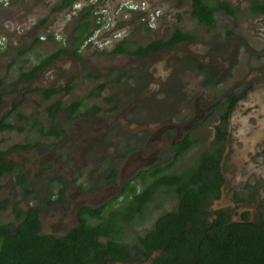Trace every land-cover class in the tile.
<instances>
[{
	"label": "rangeland",
	"instance_id": "1",
	"mask_svg": "<svg viewBox=\"0 0 264 264\" xmlns=\"http://www.w3.org/2000/svg\"><path fill=\"white\" fill-rule=\"evenodd\" d=\"M156 1L163 15L158 29L146 31L137 23L128 24V16L131 14L122 19L120 15L112 16L114 11H110V25L116 24L114 33H122L121 37H127L132 43L146 45L166 37L174 28H180L194 36L192 41L142 60L127 54H110L117 42L115 39L103 47L93 44L80 48L77 53L79 59H75L78 56L74 54H65L50 67L49 74H44L46 80H50V85L61 88L68 80L69 92L61 90L50 100H44L38 92L29 94L32 89L39 87L37 82L23 90L21 97L14 99L11 108L19 105V110L24 114L40 120L46 105L60 101L65 107L80 99L87 108L99 111L97 117L105 118L110 115L108 112L113 106L121 108L141 97L122 118L129 120L138 116L142 118L140 121L144 118L152 121L162 118L164 121L167 119L180 123L191 117L188 112L193 102L196 101L198 110L220 102L221 104L216 105V110L203 114L202 124L197 129L194 126L191 130L192 136L197 137L201 145L190 149L173 162L170 161L172 171L179 172L211 145L214 128L220 124L218 121L224 110L222 102L225 95L244 92V98L237 103L225 126L228 140L222 160L223 192L210 210L226 209L233 222L240 220L241 212H248L249 221L256 222L260 218V206L264 204V18L245 14L248 0H222L231 5L236 17L217 13L214 28L207 30L198 26L190 17L189 0ZM57 2L58 0H4L0 3V6L7 7L0 12V17L8 18V22H0V40L4 41L0 48V78L6 69V77L0 80L4 83L2 89L7 90L4 97L6 105V99H13L10 98L13 93L9 91L8 84H12L18 73L17 63H22L21 69L28 71L42 57L65 46V35L76 21L75 12H52ZM87 3L88 0L80 2L76 10ZM113 5L109 7L110 10H113ZM33 30L31 38L28 37ZM39 36L43 40L35 43ZM99 48H103V54L99 52ZM102 83L105 86L98 97H87ZM145 88L147 91H144ZM15 122L17 123L16 119L13 123ZM142 126L136 123L132 128ZM1 138L6 141L5 146L20 140V136L15 133L4 134ZM110 139L114 140V136L107 133L105 155L102 156L101 164L106 165L107 155L114 152L118 155L119 165L123 166L127 150H140L133 148L129 142L125 145L122 141L116 147ZM164 155L163 153L162 157ZM79 175L86 182H96V188H99L104 177L101 172H94L93 167ZM2 184L4 183L0 181V186ZM120 190V185L116 186L108 199L117 197ZM107 200L103 206L104 216L120 207L122 201L126 202L120 198L106 206L109 203ZM175 204V196L157 195L141 217L120 224L122 241L138 246V238L152 227L159 215L172 210ZM11 220L10 214L0 216V221ZM153 254L150 258L132 254L128 261L120 264H151V260L158 257L159 252Z\"/></svg>",
	"mask_w": 264,
	"mask_h": 264
},
{
	"label": "flooded vegetation",
	"instance_id": "2",
	"mask_svg": "<svg viewBox=\"0 0 264 264\" xmlns=\"http://www.w3.org/2000/svg\"><path fill=\"white\" fill-rule=\"evenodd\" d=\"M217 13H222L232 18L236 17V12L235 15H229L225 10L215 11V23ZM162 17L163 15L161 13L156 29H158ZM136 18L137 15L135 14L128 24L134 25V23H137ZM33 33L34 30L28 34V37L31 38ZM123 37L120 39L118 38L116 41L118 42ZM167 37L168 35L164 38ZM181 44L185 43H177L171 47H163L159 52H152L148 55H127L142 60L158 55L164 50L176 49L178 45ZM81 48H84V46ZM68 51L71 50L68 49ZM68 51L61 53L39 69H37L36 66L40 64V61L51 54L42 57L39 62L28 71H24L23 68L21 69L22 63L18 62V68L16 70L18 73L12 84H8V86H10L9 91L13 93L10 98L13 99H6L7 105L4 102L7 90L2 89L4 83L0 80V162H4L12 167L11 171L0 175V181L4 183L0 186V207H2L0 216L3 214H10L12 220L11 222L0 221V223L9 225L8 230L11 229V234H14V228L24 221L26 215L30 213L35 214L38 221V234L40 236L54 238L65 236L68 231L81 225L82 222L91 225L103 222L109 215V213H107L106 216L103 215V206L111 191L116 189V186L120 185L121 190L119 195L108 199L109 201H107L109 203L107 202L108 204L106 206H110L116 200H120V198L127 201V191L130 190L132 186L140 191L142 183L136 178L137 175L140 172L149 171L155 166H159L160 168L169 166V164L174 161L177 154L175 148L176 144L187 135L193 137V131L191 130L194 126L197 129L202 124V118H204L203 114L216 110V105L221 104L220 102H216L204 108L202 107V110H198L195 101L189 108L188 113L191 114L189 120H183L180 123L167 119L164 121L162 118H158L157 121H152L147 118L140 121L142 118L138 116L132 117L129 120L122 118L141 97L121 108L113 106L108 112L110 115H106L105 118L97 117L99 111L93 108H87L85 102L80 99L76 100L81 102L80 105L73 111L68 110V106L74 101L65 107L62 106L60 101L46 105L43 108V118L41 117L40 120L24 114L19 110V105L12 109L11 105L14 99L21 97L23 90H27L29 85L37 82L39 87L32 89L29 94L38 92L42 94L44 100H50L61 90L64 91V93L67 92L65 88L67 85L70 86L68 80L61 88L58 87V85H50V80H46L44 74H49L51 70L50 67L54 65L61 56L68 53L74 54ZM99 52H102V49H99ZM74 55L78 56L77 53ZM79 58V56L75 57V59ZM5 72L6 69H4L2 73V79L6 77ZM99 86H101V89L97 90ZM104 86L103 83L98 84L96 86L97 91H93L94 94L103 91ZM50 90H54L55 93L50 94V96L46 98V93ZM144 91H147V88H145ZM91 92L87 97L93 99V97L96 98L99 96L91 95ZM226 96L227 94L223 98V102L221 101L222 108L224 109L223 113L226 109L224 105ZM237 103H239V101ZM237 103L233 110L237 106ZM221 116L218 123L221 122ZM13 118L17 120V123H13ZM136 123L143 126L133 129L132 127ZM6 124L12 125L14 129H3V126ZM152 125H154L153 128ZM216 127L214 128V134ZM9 133H15L20 136V140L16 143H11L9 146H5L6 141H4L1 136ZM107 133L110 134V136H114V140H110L116 147L121 145L122 141L125 142V145L126 142H129L133 148H139L140 150H127V159L123 166L119 165L118 155H115L114 152L107 155L108 160L106 165L101 164L103 161L102 156L105 155V135ZM214 138L215 135L213 140ZM227 140L228 136L226 135L224 152L227 150ZM205 149L212 150V147L210 145ZM163 153L165 154L164 157H162ZM92 167L94 172L99 171L104 174L99 188H96V182H86L83 180L84 178L82 175H79L80 173L87 172L88 169ZM220 168L222 173V162ZM73 174H75L74 177ZM223 186L224 182L219 188L218 196L211 200L207 212L212 213L216 210H224L229 221H231L230 215L226 209L215 208L210 210L211 205L221 198ZM161 190L162 191L160 193L158 192L157 195L163 194L167 196L165 194V188ZM170 195L174 196V194ZM121 204L124 205L121 206ZM121 204L120 207L112 210L121 209L125 206L126 202L122 201ZM15 210L19 212L16 213ZM86 210L94 211L93 215L87 213ZM96 211H98V213H96ZM244 213L247 214V220L249 221L248 212H241L240 220L235 222L242 221ZM121 223L124 222H120V224ZM99 241L101 243L106 242L103 236H100ZM118 242L129 246L128 251L130 257L121 261H95L93 264H120L121 262L128 261L132 254L150 258L154 255V252H159L151 251L148 256H145L141 252H138L139 250H143L141 245L134 248L133 246L135 245H129L122 241V235H119ZM156 258L151 260V264Z\"/></svg>",
	"mask_w": 264,
	"mask_h": 264
},
{
	"label": "trees",
	"instance_id": "3",
	"mask_svg": "<svg viewBox=\"0 0 264 264\" xmlns=\"http://www.w3.org/2000/svg\"><path fill=\"white\" fill-rule=\"evenodd\" d=\"M76 1L58 0L52 12L69 13L73 11L72 6ZM189 1L190 17L207 30L215 26V11L225 10L229 15H235L234 9L225 1ZM93 10L94 5L87 3L75 11L76 21L65 35V46L43 58L36 66L37 69L68 49L74 54L78 53L88 37L99 27L92 15ZM245 14L249 17H264V1L248 0ZM39 38L36 37L35 43L39 42ZM193 39L192 34L174 28L167 38L153 40L146 45L132 43L123 37L109 53L148 55L159 52L163 47ZM69 89L67 85L65 91ZM100 89L101 86L97 88ZM52 93L55 91H48L45 97L48 98ZM91 95L98 96L99 93L94 94L92 91ZM243 98L244 92L239 95L227 94L224 102L226 109L215 129L212 150H202L179 172L172 171V165L165 168L155 166L149 171L140 172L136 177L142 183L140 191L132 186L127 191L125 206L111 210L103 222L94 225L82 222L61 238L40 236L38 221L33 213L27 214L25 220L14 228V234H11V229L8 230L9 225L0 223V264H93L101 260H124L130 257V253L128 245L118 242L121 235L120 222L127 223L141 217L162 188H165L167 196L174 194L176 204L172 210L159 215L152 227L137 240L138 245L143 247L138 252L143 255L148 256L151 251L160 252L152 264H264V204L260 208L261 218L256 222L248 221L246 213L242 221L231 222L224 210L207 212L211 200L218 196L224 182L220 164L227 135L225 126L235 104ZM80 103L74 101L68 110H75ZM3 129L12 130L14 127L6 124ZM197 145H201V141L187 135L176 144L175 159L184 156ZM11 170V166L0 162V175ZM86 212L91 215L94 213L92 210ZM100 236L104 237L105 243L99 241Z\"/></svg>",
	"mask_w": 264,
	"mask_h": 264
},
{
	"label": "built area",
	"instance_id": "4",
	"mask_svg": "<svg viewBox=\"0 0 264 264\" xmlns=\"http://www.w3.org/2000/svg\"><path fill=\"white\" fill-rule=\"evenodd\" d=\"M4 0H0L2 2ZM84 0H77L73 5V11L79 7V3ZM91 5L94 6L95 11L93 12V17L95 18L96 24L99 27L93 31V33L84 42L83 46H90L97 44L98 47H103L112 43L113 39L117 40L121 38L122 33H114L116 30L115 25H110L109 14L110 11H114L112 16L120 15L122 19H126L127 14H131V18L136 14V22L141 27L148 30H155L157 27L158 20L161 16V9L158 6L156 0H101L99 4H96L97 0H88ZM113 3L115 5H113ZM114 6L113 10L109 7ZM129 20V22H130ZM110 35L112 38H110ZM42 39V38H41ZM2 40H0V48L3 45ZM102 49L103 48H99Z\"/></svg>",
	"mask_w": 264,
	"mask_h": 264
},
{
	"label": "crops",
	"instance_id": "5",
	"mask_svg": "<svg viewBox=\"0 0 264 264\" xmlns=\"http://www.w3.org/2000/svg\"><path fill=\"white\" fill-rule=\"evenodd\" d=\"M7 7H5V6H0V12L1 11H3L4 9H6ZM4 21H6V22H8V18L6 17V18H4V17H0V22H4Z\"/></svg>",
	"mask_w": 264,
	"mask_h": 264
},
{
	"label": "clouds",
	"instance_id": "6",
	"mask_svg": "<svg viewBox=\"0 0 264 264\" xmlns=\"http://www.w3.org/2000/svg\"><path fill=\"white\" fill-rule=\"evenodd\" d=\"M97 1H101V0H97ZM0 3H2V2H0ZM5 3H7V2H5ZM76 3V2H75ZM74 3V4H75ZM5 5V4H4ZM91 5V4H90ZM94 6H96V5H94ZM72 9H73V6H72ZM75 11H77V10H75ZM75 11H73V12H75ZM93 15V14H92ZM143 28V27H142ZM143 29H145V30H148V29H146V28H143ZM42 36V35H41ZM41 36H40V38L39 39H41ZM41 40H43V38L41 39ZM87 47V46H86Z\"/></svg>",
	"mask_w": 264,
	"mask_h": 264
}]
</instances>
